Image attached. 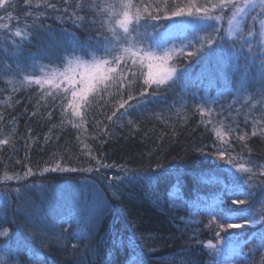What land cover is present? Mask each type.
Here are the masks:
<instances>
[{
	"label": "trees",
	"instance_id": "16d2710c",
	"mask_svg": "<svg viewBox=\"0 0 264 264\" xmlns=\"http://www.w3.org/2000/svg\"><path fill=\"white\" fill-rule=\"evenodd\" d=\"M236 5L0 0V264H264V14L231 33ZM77 61L110 73L39 80Z\"/></svg>",
	"mask_w": 264,
	"mask_h": 264
},
{
	"label": "rangeland",
	"instance_id": "374dc122",
	"mask_svg": "<svg viewBox=\"0 0 264 264\" xmlns=\"http://www.w3.org/2000/svg\"><path fill=\"white\" fill-rule=\"evenodd\" d=\"M237 11L233 14L230 23L229 31L235 33L238 31L242 20L247 13L259 9L264 14V0H237ZM130 19L126 18L123 21V26L127 27ZM204 20L196 19L184 21L179 24L178 28L181 31L192 30L202 24ZM263 31H264V16H263ZM264 38V37H263ZM177 55L174 50L165 52L163 56L156 54L146 55L150 67V76L153 80L159 82L169 81L174 77L173 70L169 67V62ZM110 73V67L106 62H74L63 73L51 76L45 79H39L44 82L60 83L75 87L78 90L79 96H85L90 93L99 82L103 81Z\"/></svg>",
	"mask_w": 264,
	"mask_h": 264
}]
</instances>
